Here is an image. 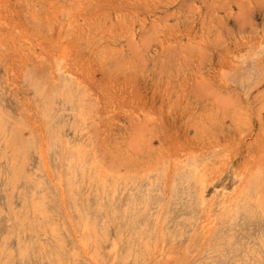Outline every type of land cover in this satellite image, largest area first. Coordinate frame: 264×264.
Instances as JSON below:
<instances>
[{
	"label": "rangeland",
	"instance_id": "1",
	"mask_svg": "<svg viewBox=\"0 0 264 264\" xmlns=\"http://www.w3.org/2000/svg\"><path fill=\"white\" fill-rule=\"evenodd\" d=\"M19 262L264 264V0H0Z\"/></svg>",
	"mask_w": 264,
	"mask_h": 264
},
{
	"label": "bare ground",
	"instance_id": "2",
	"mask_svg": "<svg viewBox=\"0 0 264 264\" xmlns=\"http://www.w3.org/2000/svg\"><path fill=\"white\" fill-rule=\"evenodd\" d=\"M65 82H66V81H65ZM65 84H66V83H65ZM67 86H68V84H67ZM67 86H66V87H67ZM63 87H64V86H63ZM65 89H66V88H65ZM67 89H68V87H67ZM67 89H66V90H67ZM61 91H62V90H61ZM66 93H67V92H66ZM68 94H69V93H68ZM69 97H70V96H69ZM47 98H49V97H47ZM47 101L49 102V100H47ZM50 103H51V102H49V104H50ZM49 104H48V105H49ZM57 139H58V137H57ZM57 139H56V140H57ZM56 140H55V141H56ZM58 140H59V139H58ZM58 140H57V142H58ZM67 145H69V143H68ZM58 146H59V145H58ZM66 147H67V149H68L69 146H66ZM60 152H61V151H60ZM65 155L67 156L68 154H65ZM62 159H63V157H62ZM79 168H80V167H79ZM193 193H194V192H193ZM195 197H196V195H195ZM35 207H36V206H35ZM242 209H243V208H242ZM14 214H15V213H14ZM235 215H236V214H235ZM22 217H23V216H22ZM13 219H14V218H13ZM208 223H209V222H208ZM243 223H244V222H243ZM88 224H89V223H88ZM131 227H132V226H131ZM17 230H18V229H17ZM13 231H14V230H13ZM13 233H14V232H13ZM13 233H12V234H13ZM134 233H135V232H134ZM14 234H15V233H14ZM24 234H25V232H24ZM6 235H7V234H6ZM134 235H135V234H134ZM7 236H8V235H7ZM12 236H13V235H12ZM12 236H11V237H12ZM19 238H20V237H19ZM91 238H92V237H91ZM9 239H10V238H9ZM9 239H8V240H9ZM11 239H12V238H11ZM14 239H15V238H14ZM5 240H6V239H5ZM7 242H9V241H7ZM7 244H8V243H7ZM65 244H66V243H65ZM19 245H20V243H19ZM21 245H22V244H21ZM21 245H20V247H21ZM64 246H65V245H64ZM61 247H62V246H61ZM116 250H117V249H116ZM6 252H7V251H6ZM65 254H66V253H65ZM67 254H68V253H67ZM6 255H7V254H6ZM69 255H70V254H69ZM1 256H2V255H1ZM3 256H4V255H3ZM110 256H111V255H110ZM130 256H131V255H130ZM9 257H10V256H9ZM68 257H69V256H68ZM73 257H74V256H73ZM118 257H121V256L119 255ZM23 259H24V258H23V256H22V260H23ZM23 261H24V260H23ZM12 262H13V261H12ZM13 263H14V262H13ZM19 263H20V262H19ZM20 264H21V263H20Z\"/></svg>",
	"mask_w": 264,
	"mask_h": 264
}]
</instances>
